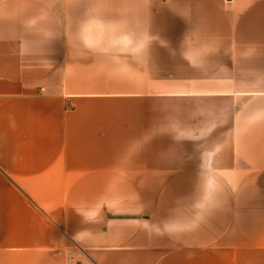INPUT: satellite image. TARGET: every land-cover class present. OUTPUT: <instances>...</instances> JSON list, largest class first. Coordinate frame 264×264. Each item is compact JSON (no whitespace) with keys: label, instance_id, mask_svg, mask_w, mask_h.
<instances>
[{"label":"crops","instance_id":"0c3cea01","mask_svg":"<svg viewBox=\"0 0 264 264\" xmlns=\"http://www.w3.org/2000/svg\"><path fill=\"white\" fill-rule=\"evenodd\" d=\"M0 264H264V0H0Z\"/></svg>","mask_w":264,"mask_h":264},{"label":"rangeland","instance_id":"374dc122","mask_svg":"<svg viewBox=\"0 0 264 264\" xmlns=\"http://www.w3.org/2000/svg\"><path fill=\"white\" fill-rule=\"evenodd\" d=\"M167 114V113H166Z\"/></svg>","mask_w":264,"mask_h":264}]
</instances>
